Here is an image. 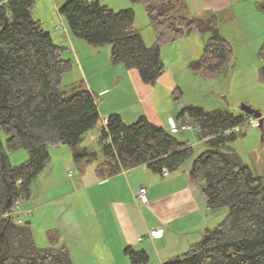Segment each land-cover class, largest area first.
Masks as SVG:
<instances>
[{
    "label": "trees",
    "instance_id": "obj_1",
    "mask_svg": "<svg viewBox=\"0 0 264 264\" xmlns=\"http://www.w3.org/2000/svg\"><path fill=\"white\" fill-rule=\"evenodd\" d=\"M131 1L145 5L156 35L151 46L135 25L133 8L115 10L98 0H68L59 12L74 36L97 47L110 44L112 62L138 70L147 84L157 83L164 73L163 46L196 32L211 36L200 57L189 63L191 70L211 78L228 68L234 48L221 33L217 16L191 15L186 0ZM36 2L0 0V264H74L56 231L49 237L53 245L40 247L31 223L25 220L19 225L14 217L5 216L21 197L31 198L33 181L52 159L50 145L68 146L77 163L89 157L93 162L94 154L78 144L101 121L97 97L88 87L71 95L61 91L63 76L75 63L64 56L66 47L56 43L32 15ZM186 113L206 143L194 157L190 176L203 184L211 212L228 208L229 213L216 227L205 229L188 251L165 264H264V176L230 145L238 133L226 134L246 114L185 105L178 117ZM109 119L110 133L99 134L107 157L97 167L101 177L143 164L160 174L163 168L172 173L194 156L192 145L147 117L131 124L120 114ZM3 133L8 135L9 150L28 151L24 163H11ZM125 253L133 263L149 260L146 252L132 247Z\"/></svg>",
    "mask_w": 264,
    "mask_h": 264
},
{
    "label": "crops",
    "instance_id": "obj_2",
    "mask_svg": "<svg viewBox=\"0 0 264 264\" xmlns=\"http://www.w3.org/2000/svg\"><path fill=\"white\" fill-rule=\"evenodd\" d=\"M67 1H43L36 19L56 43L66 47V58L72 59L75 69L85 77L83 86L96 95L100 115L120 114L128 124L144 116L168 128L173 113L164 125L160 102L165 96L159 92L163 88V74L157 83L147 84L136 69L128 70L123 64L113 63L111 48L95 47L74 36L63 18L66 29L57 25V21L53 23V11L56 9L59 14ZM101 54L106 60L104 65L95 59ZM166 88L169 91L171 84ZM73 159L66 158V168L80 164L78 173L69 172L66 179H60L42 172L32 183L31 198L26 205L33 208L32 226L43 231L48 227L55 229L74 264H131L125 253L127 247L149 255L147 263L133 264H165L188 251L218 219L219 212H211L207 207L203 184L191 178V167H181L165 176L143 164L101 177L90 157L85 159L86 167L83 160L75 166ZM142 187L148 190L146 201L135 197ZM157 230L163 231L151 235Z\"/></svg>",
    "mask_w": 264,
    "mask_h": 264
},
{
    "label": "rangeland",
    "instance_id": "obj_3",
    "mask_svg": "<svg viewBox=\"0 0 264 264\" xmlns=\"http://www.w3.org/2000/svg\"><path fill=\"white\" fill-rule=\"evenodd\" d=\"M43 1L45 0H37L32 9V15L35 18L39 15L40 3L43 4ZM98 1L115 10L133 8L136 16L135 25L142 33L146 44L151 46L153 39L156 40L155 31L150 24L148 13L142 2H133L131 0ZM186 1L189 12L193 16H217L221 33L232 43L234 49L228 68L214 77L207 78L202 73H194L189 66V62L200 57L205 41L211 36L210 32L189 34L178 41L166 44L162 48L163 60L166 65L161 79V82L164 81L162 82L163 88L159 90L165 96V99L160 102L163 111V124L168 123L170 113H173V117L178 123L191 122L194 126L192 130L177 134L180 140L192 145L195 152L194 156L188 158L181 167L182 169L190 168L194 157L206 149L205 140H200L198 135L199 128L190 116L186 113L183 117H177V114L185 105H197L206 110L230 108L241 112V105L248 104L261 112L262 116L258 118L260 120L262 118L263 126L255 127L250 124H244L242 131L238 132L237 138L231 141L230 145L238 152L243 162L252 167L256 174L264 176V55L261 53L264 44V11L262 9L264 0ZM53 15L51 16L53 23L57 21V25L63 28L62 22L64 23L63 19L65 18L62 19L56 9L53 11ZM45 27L47 26L45 25ZM100 48H111V45H103ZM64 56L66 57V52ZM95 59L100 65L105 64L106 60L103 54L100 57H95ZM135 72L141 78L139 71L136 70ZM83 78L85 79L81 71L75 69V67L66 72L60 87L63 94L71 95L81 89V87H84L83 82L85 81L82 80ZM170 84L171 89L167 91L168 88L166 87ZM176 87L179 88L176 89ZM175 91L176 93H174ZM175 105H178V107L175 108ZM173 107L175 111L170 112ZM101 126L102 123L100 121L98 126L85 134L83 142L78 144V148L83 149V146H87L91 154H94L92 157L96 166L103 165L105 158H107L103 150V143L99 138ZM7 139L8 135L3 133L2 141L9 154L11 163L13 165L24 163L29 158L28 151L24 148L9 150L6 144ZM48 150L52 161H50L49 166L42 174L49 172L52 178L60 177V179H66L65 176L69 172L78 173L77 168L80 167V164L74 161L71 148L66 145H50ZM67 157H70V160L73 159V164L76 166L75 163H77L78 166L76 168H66L65 160ZM82 164H84L83 166L88 164L85 158ZM26 208L31 209L33 212L31 205H26ZM218 212L216 216L218 219L213 221L212 228L224 220L229 210L228 208H223ZM28 219H31V217L26 220ZM15 221L17 222L16 219ZM19 225L24 224L19 223ZM31 228L38 246L50 247L53 245L54 240L49 241L48 239L54 234L55 229L48 227L47 230L44 228V231L36 230L32 224ZM128 259L132 262L129 257Z\"/></svg>",
    "mask_w": 264,
    "mask_h": 264
},
{
    "label": "built area",
    "instance_id": "obj_4",
    "mask_svg": "<svg viewBox=\"0 0 264 264\" xmlns=\"http://www.w3.org/2000/svg\"><path fill=\"white\" fill-rule=\"evenodd\" d=\"M59 15L62 17V15L59 12ZM63 18V17H62ZM63 24V28L66 29V25L64 23ZM248 116V117H247ZM260 118V117H259ZM258 117L255 118V116H249L246 115L244 121L241 124H237L234 127H229L226 130V133L231 134L232 133H238L240 131H242L243 125L244 124H250L252 126L258 127L262 125V118L261 120ZM100 119H101V129L99 131V134L106 132L107 134H109V117H104L102 115H100ZM169 131L171 133L174 134H178L179 132H183V131H187V130H192L194 129V126L191 122H181L178 123L176 121V119L174 117H172L170 119V124L168 127ZM163 175L168 176L170 174V171L168 168H164L162 170ZM147 194H148V190L147 187H142L140 188L139 192H137L135 194V197L138 200H142V201H146L147 199ZM26 199L25 198H21L19 199L16 204L14 205L13 209L9 212H7V214L5 216H9V217H14L18 223L22 224L25 222V220L29 217L32 216V210L29 208H26ZM163 230H157V231H153L151 232V235H158L160 233H162Z\"/></svg>",
    "mask_w": 264,
    "mask_h": 264
},
{
    "label": "water",
    "instance_id": "obj_5",
    "mask_svg": "<svg viewBox=\"0 0 264 264\" xmlns=\"http://www.w3.org/2000/svg\"><path fill=\"white\" fill-rule=\"evenodd\" d=\"M241 109L247 115H253L255 117H261V112L259 110H257V109H254L253 107H251L248 104H242L241 105ZM26 223L27 224H30L31 223V220L28 219L26 221Z\"/></svg>",
    "mask_w": 264,
    "mask_h": 264
},
{
    "label": "bare ground",
    "instance_id": "obj_6",
    "mask_svg": "<svg viewBox=\"0 0 264 264\" xmlns=\"http://www.w3.org/2000/svg\"><path fill=\"white\" fill-rule=\"evenodd\" d=\"M226 134H228V133H226ZM231 134H233L232 132H231ZM164 169V168H163ZM10 211V210H9Z\"/></svg>",
    "mask_w": 264,
    "mask_h": 264
}]
</instances>
